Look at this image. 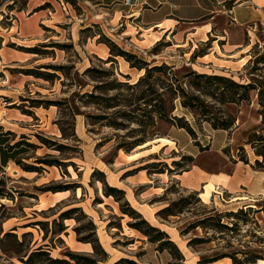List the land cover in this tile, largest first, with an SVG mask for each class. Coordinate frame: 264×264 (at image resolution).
<instances>
[{"label":"rangeland","instance_id":"1","mask_svg":"<svg viewBox=\"0 0 264 264\" xmlns=\"http://www.w3.org/2000/svg\"><path fill=\"white\" fill-rule=\"evenodd\" d=\"M27 2L28 0H0V44L5 42L11 49L26 52L28 54L25 55L31 57L30 63H6L0 58V143H3L0 146V192L4 193L0 195V264H26L23 260L39 246H43L49 256L35 255L34 264H114L122 257L133 260V264H167L168 258L171 259V264H198L200 257L212 258L227 252H237V256L242 259L256 254L262 255L264 259V232L255 211L236 205L215 208V204L203 201L199 194L184 188L174 176L178 171L191 166L195 157L191 161L188 158L191 154L176 144L166 149L160 148L162 138L172 135L182 145H186L191 137L201 151L208 149L209 147L201 145V140L206 142V139L213 138V131L208 124L212 127L215 121L237 117L241 104L244 107L246 104L250 105V108L243 110L249 118L256 106L259 112L257 90L251 91V100L248 103H220L213 98L204 97L211 103V112L206 115L196 109L183 107L180 98H176L172 113L191 125L194 134H189V137L188 132H177L176 125L163 119H157L146 131L142 130L135 118L128 121L120 118V114H114L119 109L124 110V106L106 109L102 99H97L96 104L84 105L76 96L81 111L74 118L76 136L65 138L57 122L60 119L66 133H71L69 122H73V117L65 105H50L51 108L41 105L52 110L46 114L52 115L47 124L39 123V117L33 112L36 106H31L32 99L60 100L69 97L74 91L79 94L89 91L104 97L117 95L122 102L126 101L132 90L120 83H133L144 70L129 69L130 63L122 55L115 54L117 49L134 53L152 64L167 58L169 62L178 64L176 71H180L179 74L195 70L198 73L224 75L241 82L254 78L264 88V29H260L258 35L252 34L254 43L249 52L251 57L240 73L214 70L201 72L184 64L194 60V56L184 55L183 49L175 48L174 45L167 47L169 43L166 41H158L146 52L138 50L136 46L139 45V37L134 36L131 39L128 34L123 33L124 21L116 30L109 28L104 32L98 25L75 30L69 19L61 23L48 20L51 16H57L53 11L55 6L60 10V4L62 7L66 4L74 14L81 15L84 13V2L79 5L67 0H45L42 7L47 8L49 16L44 18L41 28L46 39L31 46L14 42L9 37L8 29L15 26L13 31H16L19 23L17 14L22 17L27 15ZM89 37L92 40L89 41ZM107 39L114 44L113 52L106 43ZM98 44L105 50L96 48ZM157 44L158 53L154 54L152 50ZM36 46L40 53L20 48ZM196 49L204 51L205 44H198ZM108 59L113 60L107 62ZM40 65H50L51 67H41L40 70L54 73V76L47 80L32 75L38 82L37 88L32 86L36 90L30 92L29 86L23 81L27 74L19 72V69L36 68ZM52 65L69 67L63 71L54 69ZM88 67H94L95 70L84 74ZM123 74H128L130 79ZM188 79H193V76ZM201 84L207 88L212 86L203 80ZM99 114L110 115L111 119L117 118L126 126H110L109 118H99L96 116ZM26 121L36 124L35 132L27 129L30 124ZM53 123L59 129L56 130L57 134L53 133ZM235 124L236 121L230 129ZM258 132L264 137V123ZM137 137H146L147 142L137 145L131 151L117 149V143H127ZM230 145L232 144L226 146L222 152L232 158ZM232 146L239 159L242 156L249 160V152L252 155L255 153L248 140L239 141L237 147L236 144ZM219 157L214 151H203L198 160L211 168H217L222 161ZM8 160L12 163L7 164ZM17 161H21L20 164ZM175 161H178L177 164ZM23 165H34L37 169L27 170ZM142 165L149 166L137 169ZM159 169L166 171L154 172ZM94 170L96 173L92 176ZM100 178L105 180V184ZM106 184L123 189V194H116L124 197L117 201L114 196L105 195ZM59 187L69 188L58 189ZM181 196H190V203L183 207L181 213L169 215L167 219L156 214L159 209ZM126 201L150 223L167 231L185 259L174 258L169 248L158 249V241H150L147 235L131 227L130 223L136 220L120 208ZM213 208L223 214L239 209H243V213L222 218V222L229 225L238 223L232 230L222 228V232H215L201 225L193 226L195 221L208 215ZM262 208L264 210V204ZM66 211L69 214L62 217L61 214ZM86 237H97L102 248L97 243L96 248L92 242L88 241L86 244L87 241L83 240ZM193 237L209 240L189 246L188 241ZM168 246L174 252L177 250L172 245ZM71 253L81 262H77Z\"/></svg>","mask_w":264,"mask_h":264},{"label":"crops","instance_id":"2","mask_svg":"<svg viewBox=\"0 0 264 264\" xmlns=\"http://www.w3.org/2000/svg\"><path fill=\"white\" fill-rule=\"evenodd\" d=\"M44 1L28 0L27 15L22 17L17 14L19 23L16 26V31H13L15 26L8 29L9 37H12L14 42L31 46L46 39L41 28L44 18L49 16L47 8L42 7ZM81 2L85 3L83 14H74L69 6L64 4L62 7L60 4V10L55 6L53 11L57 16H51L48 20L61 23L69 19L75 30L98 25L104 32L109 28L116 30L118 25H123L125 22L123 33L128 34L131 39L134 36L139 37V45L136 46L138 50L146 52L158 41H166L169 43L167 47L174 45L175 48L183 49L184 55L194 56V60H189L184 64L201 72L214 70L215 72L240 73L251 57L249 52L254 43L252 34L258 35L259 30L264 29V0L76 1L79 5ZM75 37L76 34L73 35V38ZM247 37L248 40H246ZM90 40H92L91 37H89ZM198 44H205L206 49L198 51L196 49ZM96 48L105 50L100 44L96 45ZM25 54L28 53L11 49L5 42L0 44V58L6 63H30L31 57H27ZM155 62L157 64L167 62L179 67L176 62H169L167 58ZM128 66L129 69L135 68L130 64ZM23 81L29 86L30 92L36 90L32 86L37 88L38 81L36 78H32V75H25ZM40 90L38 89V91ZM240 107L234 128L215 129L208 124L213 131V138L212 140L206 139V142L201 140V145L209 147L208 149L201 151L200 147L192 142L189 133L180 127L177 128V132L188 134L187 144L182 145L176 140V136L168 135L165 139L170 141L161 143L160 148L166 149L176 144L179 148L186 149L193 155V158L195 157L191 166L174 175L184 188L197 191L203 201L215 204V208L221 205L252 207L261 220L264 232V210L262 208L264 204V168L256 167L254 164V161L261 160L262 156L253 151V155L249 152V162H245L236 156L234 146H232L236 144L237 147L239 141H247L251 131H258L262 124V118L257 106L255 111L253 109V116L251 114L250 118L243 112L244 108L247 110L250 105L246 104L244 107L241 104ZM50 108L34 107L33 112L39 117V123L47 124L49 120L51 121L52 115L46 116L47 112L52 111ZM27 118L30 117L27 116ZM1 122L2 117H0V124H2ZM29 124L27 129L30 132H35L36 126L34 127V125L36 124L32 125V122ZM53 128L55 129L53 133L57 134L56 130L59 129L55 123H53ZM28 135L30 136V134ZM229 144H232L230 145L232 158L223 155L222 152ZM1 145L3 143H0ZM203 151L216 152L223 163L221 161L217 168L202 164L198 157L203 154ZM10 163L12 161L8 160L7 164ZM170 260L168 258L167 264H171ZM205 264H233V262L231 258L223 257Z\"/></svg>","mask_w":264,"mask_h":264},{"label":"trees","instance_id":"3","mask_svg":"<svg viewBox=\"0 0 264 264\" xmlns=\"http://www.w3.org/2000/svg\"><path fill=\"white\" fill-rule=\"evenodd\" d=\"M73 4H76L77 0H67ZM102 36V35H101ZM106 43L110 46L111 51L113 52L114 44L109 39H107ZM161 44V43H159ZM157 44L153 48V52L157 53ZM65 46V45H63ZM25 49L26 51H31L35 53H40L39 47H20ZM122 55L129 63L131 67H135L139 70H144V73L139 76V78L134 81L133 83H129L128 81H122L120 84L127 85V88L131 89L132 92L130 96L127 97L122 102V99H118L117 95H110V96H101L95 94L94 92L85 91L84 93H80L78 91H74L69 97L64 99H32L31 106H44L48 107L50 105H65L68 109L70 115L73 117V122H69L71 124L70 128L72 129L71 133L68 134L65 131V128L62 126L60 119H58L59 127L62 131V135L65 138H68L70 135L76 136L74 123V118L76 114H80V107L77 105V101L75 99L78 96V100H80L84 105L88 104H96L98 103L97 99H102L105 101L103 106L106 109L111 108H120L124 106V110L119 109L114 112V114H120V118H123L128 121H132L131 118H135V121L139 124L140 128L146 131V128L155 123L157 119H163L166 121H170L172 124L176 125L177 127L184 128L190 135L194 134V130L191 125L187 121H183L182 117H177L173 115V110L175 108L174 100L176 98H180V103L183 107L189 109H196L200 113L206 115L207 112L210 111L211 103L207 101L204 97L213 98L214 100H218L220 103L232 102L240 104L242 101L249 102L251 100V91L257 90L258 91V98H259V114L262 118V123H264V88L255 82L254 78H251L248 82H241L237 81L231 77H227L224 75L219 74H207V73H198L195 70L185 71L179 74L176 71V67L174 65L167 64L162 62L160 64H152L146 59L142 57H138L136 54L125 51L123 49H117V53ZM262 58V57H261ZM113 59H108L107 62L112 61ZM54 69L63 70L68 68L67 65H52ZM41 67L49 68L50 65H40L36 68H21L19 72H23L25 74L35 75L37 77H43L47 80L53 78L54 73L49 71L40 70ZM95 70L94 67H88L84 74L89 73L90 71ZM102 72L108 74L109 71L102 70ZM78 75V72H76ZM126 78L130 79L128 74H123ZM189 76H193V79H188ZM201 80L205 83L212 85L211 87L207 88L201 84ZM81 86V84H80ZM122 102V103H121ZM129 110V111H128ZM31 113V111H25ZM113 115V114H112ZM99 118H109L108 125L113 126L115 128H123L126 126L125 123L116 119H111L106 114H99L96 115ZM118 117V116H116ZM236 117L232 118L231 120L223 119L222 121H215L212 123V127L215 129H230L232 125L235 123ZM44 142L46 140L42 139ZM146 137H137L132 139L127 143H117V149L123 148L126 151H131L137 145L142 144L146 141ZM248 143L254 148L255 153L257 155H261L263 160L256 159L255 166L259 168H264V137L258 131H253L249 134ZM63 146V145H60ZM191 161H193V156L189 155L188 157ZM241 160L245 162H249L247 157H240ZM19 164L21 161H17ZM50 162V161H48ZM178 161H175L177 164ZM50 164H53L50 162ZM61 165V163H58ZM149 165H142L137 169H144L148 168ZM23 167L27 170H36L37 167L34 165H23ZM170 170V169H169ZM165 169L155 170L154 172H165ZM96 171L94 170L92 176H94ZM151 173V172H149ZM100 180L105 184V180L100 178ZM104 188L105 195L109 196L112 195L115 197L117 201H120L124 195L116 194L117 192L124 193L123 189H120L113 185L106 184ZM62 188H69V187H59L58 189ZM197 193V191H194ZM3 192H0V195H3ZM190 203V196H181L176 200H172L168 205L159 209L156 214L158 216H162L163 218L167 219L169 215H176L183 211V207L186 204ZM121 210L129 214L133 219L136 221L130 223L131 227L138 229L143 234L149 237V240L152 242L158 241V249L159 248H169L171 255L174 258H178L180 260H184V255L179 251L177 247H175L174 241L171 240L169 233L162 228L153 225L148 221L142 213L134 209L128 201L125 204L120 206ZM249 210H254L252 207H248ZM215 209L209 210V214L205 217L198 219L194 223V227L201 225L203 228H210L215 232H222V228L232 230L236 225L237 222H233L232 225H229L226 222H222V218L226 217H233L237 216L240 213H243V209H239L238 211H229L228 213L223 214L222 212H212ZM255 211V210H254ZM257 211V209H256ZM69 211H66L61 214V216H65ZM245 222L246 220L243 219ZM31 225V223H29ZM63 229V227H61ZM154 233V234H153ZM185 234V231H182ZM7 234V233H6ZM85 241H89L94 243V248H96L95 243L101 247L99 240L97 237L94 239H89V237L83 238ZM209 239H205L203 237H193L188 241V245H192L193 243H202L206 242ZM172 245L177 250L174 252L172 251V247L168 246ZM102 248V247H101ZM35 255H47L49 256V252L43 249V246H39L35 251H32L28 254V257L23 260L26 264H34V256ZM71 256L77 261L81 262L76 259V256L71 253ZM223 257H230L233 264H249L258 262L257 259H262L263 256L256 254L254 256H249L245 258H239L237 256V252H227L224 254H220L214 256L212 258L207 257H200L198 260V264H205L208 262H213ZM89 260V259H86ZM55 261H58L57 259ZM89 262V261H88ZM121 262H127V264L135 263L133 260L122 257L117 260L114 264H119ZM87 263V262H84Z\"/></svg>","mask_w":264,"mask_h":264},{"label":"bare ground","instance_id":"4","mask_svg":"<svg viewBox=\"0 0 264 264\" xmlns=\"http://www.w3.org/2000/svg\"><path fill=\"white\" fill-rule=\"evenodd\" d=\"M166 141H170V140H168V139H165V138H163V140L161 141V143H164V142H166ZM147 142V141H146ZM142 145V144H141ZM135 153V152H134ZM134 157V156H133ZM131 159V158H130ZM151 212V211H150ZM153 215V214H152ZM176 232V231H175ZM177 237V236H176ZM86 244L88 243V242H85ZM86 244H85V246H86ZM258 264H264V259H262L260 262H258Z\"/></svg>","mask_w":264,"mask_h":264}]
</instances>
